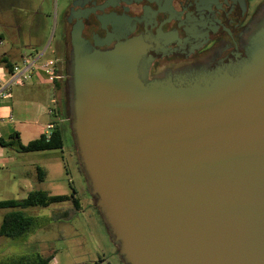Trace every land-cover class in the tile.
Instances as JSON below:
<instances>
[{"label": "water", "instance_id": "1", "mask_svg": "<svg viewBox=\"0 0 264 264\" xmlns=\"http://www.w3.org/2000/svg\"><path fill=\"white\" fill-rule=\"evenodd\" d=\"M72 32L68 116L124 264H264V5L242 52L143 79Z\"/></svg>", "mask_w": 264, "mask_h": 264}, {"label": "rangeland", "instance_id": "2", "mask_svg": "<svg viewBox=\"0 0 264 264\" xmlns=\"http://www.w3.org/2000/svg\"><path fill=\"white\" fill-rule=\"evenodd\" d=\"M256 3L260 0H249ZM2 10H11L0 16V33L3 40L0 55L11 54L10 59L21 64V56H30L34 49L42 53L37 65L47 61L64 60L61 32L58 24V8L62 0H0ZM13 11V12H12ZM20 16V17H19ZM21 24L20 32L12 39L15 31L5 24ZM61 69L60 89L53 82L54 98L64 97L66 118L60 120L63 146L60 149L19 152L14 146H4L5 153L14 156V163L6 162L0 166V200L24 198L27 191L41 189L49 194H73L80 208L71 212L67 218L53 216L58 209H68L70 202L55 203L47 207L35 206L25 209L26 213L36 217L34 228L27 235L9 239L6 252L39 251L53 255L49 264H124L117 247L110 239L106 225L94 205L85 175L78 160L76 147L66 102V64ZM63 76V77H62ZM24 82L28 84L30 80ZM51 89V85L46 86ZM43 91V90H41ZM38 90H35V93ZM44 103V113L53 104L49 93ZM21 143V142H20ZM23 144V143H21ZM46 173L45 179H37L36 167ZM9 209H0V213ZM5 247H2L4 249ZM0 250V255L7 254Z\"/></svg>", "mask_w": 264, "mask_h": 264}, {"label": "flooded vegetation", "instance_id": "3", "mask_svg": "<svg viewBox=\"0 0 264 264\" xmlns=\"http://www.w3.org/2000/svg\"><path fill=\"white\" fill-rule=\"evenodd\" d=\"M263 5L264 0H62L58 24L67 107L73 31L99 50L136 40L142 52L140 76L151 79L234 58L243 51ZM6 12L11 10L0 16Z\"/></svg>", "mask_w": 264, "mask_h": 264}, {"label": "trees", "instance_id": "4", "mask_svg": "<svg viewBox=\"0 0 264 264\" xmlns=\"http://www.w3.org/2000/svg\"><path fill=\"white\" fill-rule=\"evenodd\" d=\"M31 55L38 54V50L34 49ZM0 64L3 65L5 71L10 74L13 70V64L7 59H0ZM60 62L55 61L54 73L55 77L53 84L57 90L60 89L61 69ZM56 94V90L54 92ZM64 97L58 96L54 99L52 115L53 120L52 129L49 136L44 133L40 134L37 138L21 144L19 141H10L5 143L0 140V144L4 146H14L19 152H34L39 150L60 149L63 146L62 132L60 127V120L66 118V110L64 107ZM80 170H82L80 168ZM37 179L42 181L46 173L39 166L36 167ZM70 202L71 207L65 210H56V218H67L71 212H77L80 208L79 201L73 194H49L48 192L35 189L28 192L26 197L22 199H5L0 200V209H9L2 217L0 223V236L4 238H20L27 235L34 228L36 217L26 213L25 209L35 206L47 207L55 203ZM98 210V209H97ZM53 255H44L39 251H19L10 252L0 255V264H49ZM90 264V263H80ZM92 264H98L97 262Z\"/></svg>", "mask_w": 264, "mask_h": 264}, {"label": "crops", "instance_id": "5", "mask_svg": "<svg viewBox=\"0 0 264 264\" xmlns=\"http://www.w3.org/2000/svg\"><path fill=\"white\" fill-rule=\"evenodd\" d=\"M5 25L9 26L5 27L7 33L8 31L6 28L15 31V34L11 35L13 36L12 39L15 40L16 35L20 32L21 24L12 23ZM2 43L3 40L0 33V45H2ZM10 56L11 54L9 52H4L0 55V59H7L13 66L18 65L19 63L12 61ZM23 57L24 55L21 56V61ZM28 78V80H30L28 84L23 82L21 85H10L8 87L9 97L0 100V117L2 119L0 122V140L5 143L13 140L15 143L19 141L25 144L44 133L47 125L55 120L52 113L48 112L50 109H53V106L47 109L46 115L44 113L46 96L48 98V95H50L49 93H52L53 96L50 99L52 104L55 99L53 85L49 82L45 73L39 68L31 70ZM8 81L9 74L5 71L3 65L0 64V84L5 85ZM48 85H51V89L46 87ZM36 89L38 92L35 93ZM15 160L16 158L14 156L5 153V148L0 144V166H3L6 162L12 164ZM28 192L29 191L26 192L24 197H26ZM5 212L6 211H2L0 213V223ZM10 242L9 239H2L0 236V250L6 252ZM2 247L5 248L2 249Z\"/></svg>", "mask_w": 264, "mask_h": 264}, {"label": "built area", "instance_id": "6", "mask_svg": "<svg viewBox=\"0 0 264 264\" xmlns=\"http://www.w3.org/2000/svg\"><path fill=\"white\" fill-rule=\"evenodd\" d=\"M43 52L44 51H42L41 54ZM41 54L40 53L36 54V55L30 54V56H24L22 58L21 64L13 66V70L9 74V81L5 85L0 84V100L4 99L6 97H9L8 87L10 85H21L24 82V80H26V78H28L29 72L31 70H35L37 68L41 69L45 73V75L47 76L49 82H51V83L53 82L54 77H55V73H54L55 61L52 62L49 60L45 63L37 65L36 61L39 59ZM53 102H54V100H53ZM48 112L52 113V109H50ZM1 120L2 119L0 117V122H1ZM52 126H53V124L50 123L45 128L44 134L46 136L50 135ZM54 264H56V263H54Z\"/></svg>", "mask_w": 264, "mask_h": 264}]
</instances>
